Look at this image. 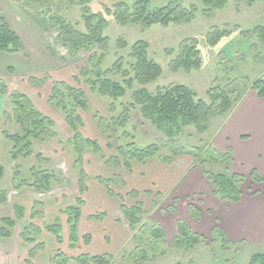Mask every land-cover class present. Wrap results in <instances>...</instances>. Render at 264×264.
I'll use <instances>...</instances> for the list:
<instances>
[{
    "label": "rangeland",
    "instance_id": "374dc122",
    "mask_svg": "<svg viewBox=\"0 0 264 264\" xmlns=\"http://www.w3.org/2000/svg\"><path fill=\"white\" fill-rule=\"evenodd\" d=\"M118 1L121 0H0V16H4L14 30L25 35H23V39L28 48L25 46L26 51L16 54L18 56L22 54L27 62L33 61L36 67L40 63L44 64L45 67L46 64L42 61H49L50 65L47 64L49 67L40 69L45 70V72H41L39 77L44 78L43 76H45V82H49L50 86H53L56 81H61L68 86L84 91L90 108L88 112L78 110L84 120L83 126H80L78 130L85 137L99 142L101 148V154L98 155L101 158H95L91 153L92 149L88 146L81 141L76 144L73 140L76 131L67 124L66 112L58 104L61 102L54 101L56 106H52L49 102L51 91L50 89L47 90L45 96H41L37 101V108L53 120L55 125L52 129L56 131L57 136L45 141L31 138L34 153L28 157H19L15 169H20L23 176L31 178V167L36 165V171L40 170V166L50 167L55 169L59 175L57 176L58 181L53 182V188L50 191L37 195L38 200H40L36 201L40 203L37 209L43 211V217L36 220L35 218L18 220L19 223L17 222L13 233L22 232L31 223L41 227L40 233L37 234L36 230H31V235L36 237L39 243H44L45 246L48 242L50 259L56 257L58 251L61 250L62 254L69 258H77L85 253L91 255L107 254L111 256L109 258L110 264H252L253 255L264 253L263 245L259 243H234L228 241V238L219 231H213V233L198 232V230L190 227L186 221L179 220L178 216L175 217L176 214L171 209L172 207H168L170 215L167 212L165 215V211L162 212L164 218H172L168 220L170 222L166 226H163L161 221L157 219L160 210L165 207L163 202L156 205L152 213L145 211L146 213L141 214V222L132 227L122 210V203L131 208L139 203V196H120L121 204L114 215L118 221L114 220L122 223L124 228L118 235H114L115 244L108 249H100V253L90 252L89 248L85 246L84 235H82L80 242L72 245L69 218L64 211L69 205H74L76 198L80 195L79 168L75 165V159L80 154L77 152L79 148L84 156L82 167L84 166L88 173V179L85 181L86 191L89 189L88 180L90 177L91 181L103 177L112 179L111 188L115 194L126 192V187L122 186L124 184L121 181L123 178L126 183L124 174L127 168L125 166L109 167L105 161L108 158L118 156L117 149L119 147L128 149L127 145L130 143H135L138 147L157 144L160 154L168 156H172L174 152L201 156L210 144L215 150L214 155L217 156V159L207 160L210 163L213 161L211 164L213 172H232V170L228 171L227 169L231 165L228 163L224 165L222 162H234L232 150L219 152L214 146L216 133L222 127L224 117L230 114L232 109L224 115L211 117L207 123V131L203 134H200L196 127L190 126L184 130L183 134L171 138L146 120L139 108L136 107L130 110V120L125 128L119 127L115 130L110 127L111 125L103 122V125L108 129L106 133H103L98 118L109 120L113 116L121 115L124 108L132 103L133 90L142 86L136 84L133 90L129 89L127 95L119 99L101 96L92 91L85 82L90 75L85 76V78L81 76V71L89 65L91 50L88 52L81 50L77 54H72L70 49L59 41V30L51 25L50 18L53 15H60L78 25L82 31H86L84 9L88 7L90 14L96 16L93 19L94 23H103V33L110 39L108 51L105 52L106 56L101 65L104 70L111 69L114 63L119 60L123 62L124 69L129 68V64L134 61L130 56L131 47L139 40L147 41L150 45V58L157 61L163 68V74L156 81L144 86L151 92H156L160 87L182 84L197 92L198 99L202 98L210 102L209 91L221 88L231 92V98L235 104L237 99L252 90L254 80L264 74V43L257 35L251 33L255 27L264 25V3L261 0L252 5L238 0H227L222 8L212 9L209 15L204 14L203 10L207 7L204 0H152V6L157 8L175 1L183 7L194 5L199 12L194 20L186 24L169 23L164 25L157 22L148 27H145L141 22L122 24L117 21L112 13L117 10L115 5ZM134 2L131 0L127 3L130 11H134ZM216 31L224 32L225 35L221 36L216 44L211 45L208 36ZM119 40L125 41L128 46L122 47L118 43ZM186 41L197 42L201 66L189 71L184 69L174 71L171 69V61L178 57L181 46ZM101 52L102 50L99 51V53ZM46 70L50 73H46ZM3 72L7 78L20 82L21 75L13 67L12 69L10 66L4 67ZM109 76L113 79L123 80L122 74L113 71ZM30 77L33 75H26L24 82H30ZM91 77L96 78L95 75H91ZM62 92L67 96L66 100L70 98L67 100L69 108L72 109L73 106H76L75 112L78 109V102L72 96L74 93L68 91L66 87H62ZM70 94H72L71 97ZM238 103L236 102V104ZM24 124L28 123L25 121ZM5 129L11 133H24V128L19 122L7 123ZM77 147L78 149H76ZM39 154H42L44 158H38ZM215 162L216 164H214ZM0 164L5 165L4 161ZM237 171L234 173H239ZM239 174L246 177L245 182L241 185L243 192L252 193L260 188L250 174L245 175L242 171ZM98 181L102 187L107 189V184L101 182L100 179ZM28 188L38 192L35 187ZM0 190L6 191L8 196L10 195L8 189ZM213 192H215V187ZM11 196L9 206L15 202V194L11 193ZM56 197L59 199L58 202H54ZM49 199L53 203V209L46 218L45 204ZM152 206L148 200L147 208L151 209ZM142 207L144 208V203H142ZM157 208L159 210H156ZM30 211H27V216H29ZM96 213L104 212L101 210ZM16 216V211H14L13 217ZM55 222H59L63 229V241L58 243V246L55 244L56 236L52 234L54 237L51 238L50 232L44 229L45 224ZM180 225H185L188 228L187 235L181 234ZM194 233L202 235L198 237L197 242L193 238L196 235ZM118 237L119 241L117 242ZM49 239L54 240V243ZM28 258L25 260L26 264H28ZM70 263L78 264L74 261ZM31 264H33V260Z\"/></svg>",
    "mask_w": 264,
    "mask_h": 264
},
{
    "label": "trees",
    "instance_id": "16d2710c",
    "mask_svg": "<svg viewBox=\"0 0 264 264\" xmlns=\"http://www.w3.org/2000/svg\"><path fill=\"white\" fill-rule=\"evenodd\" d=\"M128 1L121 0L115 5L117 9L112 13L117 21L122 24L130 22H141L145 27L152 25L153 23L160 22L164 25L169 23L186 24L194 20L196 14L199 12L198 8L194 5L190 7H183L180 3L175 1L169 2L167 5L161 8L152 6V0H133L134 11H130L127 5ZM207 4L204 9V14L209 15L212 9L222 8L227 0H204ZM246 2L250 5L259 0H238ZM264 3V0H261ZM84 20L86 31H82L78 28V25L66 20L60 15H53L50 18L51 25L59 30L58 39L64 45H66L72 54H77L81 50L90 51L89 65L81 71V76L90 75L85 80L86 84L90 86L91 90L101 96L110 97L112 99H119L127 95L128 90H133L136 84L142 87L134 89L132 93V103L124 108V112L117 116L111 117V119L98 118L99 126L103 133L107 132V127L103 125L109 124L110 127L117 130L119 127L125 128L130 120V110L139 108L142 116L150 121L160 132L164 133L168 137L175 138L183 134L187 127L194 126L200 134L207 131V123L213 116H220L230 111L236 104L240 102V99L234 104L231 98V92L226 89L216 88L210 90L208 95L210 102L205 101L202 98H197V92L191 88L182 85L174 84L169 87H160L156 92H151L144 86L156 81L162 74V66L150 58L149 48L150 45L147 41L139 40L131 47L130 56L134 59L130 63L129 68H123V62L121 60L114 63L111 69L104 70L101 65L105 59L106 53L109 48V37H106L103 33V23H94L95 15L90 14V9H84ZM251 33L257 35L259 39L264 43V25L255 27ZM225 35L224 32H212L208 36V41L211 45L218 42L221 36ZM122 47L126 48L128 44L125 41L119 40L118 42ZM102 50L101 53L99 51ZM26 51L24 41L20 34L14 30V28L8 23L4 16H0V54L1 53H23ZM201 66V57L199 50L197 49L196 41H186L181 46V52L178 57L171 61V69L177 71L179 69L191 70L193 68H199ZM122 74L123 80L113 79L109 76L111 72ZM95 75L96 78L91 77ZM45 77L39 78L36 76L30 77L29 81L35 87H42L45 83ZM62 87H66L68 91L73 92L70 94L76 99L77 110L74 112L75 107L69 108V103L66 100V95L62 92ZM9 86L4 79H0V94H7L9 92ZM252 90H254L259 97H264V74L255 79L252 83ZM61 97V99H60ZM11 108L4 112L2 119L6 123L19 122L24 128V133H11L7 129L4 130V135L13 143V149L11 151V158L17 161L19 157H28L34 153L32 149L31 138H36L41 141H45L49 138L56 137L57 133L52 128L55 123L51 118L42 113L33 103L32 99L25 93L15 90L11 93ZM54 101H60L58 103L62 106L66 112L67 124L76 131L73 140L76 142H82L88 146L91 153L95 155L101 154V148L99 142L91 138L85 137L78 128L83 126L84 120L79 109L82 112L89 111V102L85 93L81 89H76L72 86H68L66 83L56 81L53 83L52 91L49 97V102L52 106H56ZM96 116H98L96 114ZM108 120V121H107ZM26 123L28 124H24ZM110 146V144H109ZM127 148L119 147L118 156L108 158L105 164L109 167L125 166L127 170L132 168V163L144 162L149 158L157 157L165 163H171L173 158L180 154H191L185 152H174L172 156L160 154V150L157 144H150L145 147H138L135 143H130ZM78 149V147L76 148ZM75 149V150H76ZM215 150L209 144L206 151L202 152L201 156H194L198 164H204L209 159H217V156L213 153ZM80 154L75 159V165L79 168V191L80 195L76 198L74 205H69L65 209V213L68 214V222L70 224V241L72 245L77 244L81 240L79 231V223L82 216V206L85 201L83 198L86 192L87 186L85 181L88 179V173L84 166L82 167L84 156L82 150L79 148ZM192 155V154H191ZM38 158H44L42 154L37 156ZM103 157V155H102ZM48 160V159H47ZM33 166L31 168V178H27L21 174V171L16 170L13 180L12 188L20 190L24 187H35L38 192H48L53 188V182L58 181L59 176L55 169L50 167L40 166V170ZM5 168L0 164V178L4 176ZM208 180L215 187V194L222 200L230 202H238L244 195L241 185L245 182L246 177L239 173H214L206 172ZM61 175V174H60ZM254 182L264 181V177L260 176L256 171L251 173ZM57 177V178H56ZM122 178V177H121ZM101 182L108 185L107 190L111 195H116L111 188V180L99 177ZM36 182L34 183V181ZM125 184L122 178L121 183ZM129 196H140L139 192L132 190ZM8 200L7 192L0 190V204L5 203ZM39 202H36L32 211V218L42 216L43 211L37 209ZM122 210L126 214L129 224L133 227L137 223L141 222V214L143 215L145 209L142 207V202L139 201L131 208L126 207L125 203H122ZM15 211L17 216H5L0 220V238H8L13 234V228L17 226L18 220L23 219L25 215V209L22 206L16 205ZM105 213L93 214L90 218L95 220H102ZM44 229L56 236L58 243H62V225L59 222L49 223L44 225ZM182 235L188 234V228L185 225L179 227ZM31 230H36L37 234L42 231L41 227H38L34 223L29 224L24 228L21 233L22 238L32 245L29 252L28 264L32 263V260L40 251L44 248V243H39L37 238L31 235ZM196 234V233H194ZM202 235L196 234L195 241L199 240L198 237ZM179 237V236H176ZM91 234H85L83 240L86 244L91 242ZM111 256L107 254H82L77 258H69L62 254L59 250L56 257L51 258L53 264H72L74 261L78 264H110ZM252 264H264V253H257L252 257Z\"/></svg>",
    "mask_w": 264,
    "mask_h": 264
},
{
    "label": "crops",
    "instance_id": "0c3cea01",
    "mask_svg": "<svg viewBox=\"0 0 264 264\" xmlns=\"http://www.w3.org/2000/svg\"><path fill=\"white\" fill-rule=\"evenodd\" d=\"M17 32L23 39L24 34ZM24 45L28 48L25 41ZM42 62L46 64L45 67H49V61ZM9 66L10 69L13 67L14 70H18L21 75L20 82L11 80L3 74L4 67ZM45 67L41 63L38 67L34 66L33 61L27 62L22 54L21 56L16 53L0 54V79H4L10 89L7 94H0V163L4 161L5 164L3 166L4 176L0 178V189H8L7 191L10 192V195H7L8 200L0 204V220L5 216L13 217L16 205L25 209V215L21 221L26 218L32 219L34 203L40 201L37 195L43 194V192H34L28 187L20 190L12 188V180L18 170L15 168L19 160L14 161L11 158L12 142L4 135L7 123L2 117L4 112L11 107L13 91L19 90L27 94L36 107L41 96H45V92L49 89L52 91L53 86H50L49 82H45L40 88L35 87L28 80V83L24 82L26 75L41 76L40 73L45 70L40 69ZM46 73L50 71L46 70ZM214 146L219 152L232 150L234 162L222 161L224 165L226 163L231 165L230 168L227 167L228 171L238 170L237 172L242 171L245 175H251L253 171H256L264 177V97H259L254 90L242 96L240 102L232 108V112L224 117L222 127L216 133ZM93 156L101 158L95 154ZM211 164L213 161L198 164L193 155L183 153L174 157L171 163H165L157 157L149 158L144 162L134 161L132 168L124 174L126 177L124 178L126 183L122 185L126 187V192L122 193L124 195L120 194L121 192L111 195L107 189L102 187L98 179L91 181L90 177L89 189L83 195L85 203L82 206L79 223L80 235L91 234L92 236L91 242L85 246L90 252L100 253V249H108L115 244L114 235H118L124 227L122 223L117 222L118 219L114 215L121 204L120 196H129L132 190L139 192L145 211L152 213L156 205L163 202L165 207L160 210L157 218L163 226H166L170 222L168 220L172 218H164L162 212L165 211V215L166 212L170 215L168 207H172L171 209L176 214L175 217L178 216L179 220L186 221L198 232L219 231L228 238V241L245 244L259 243L264 246V181L256 183L260 188L255 192H244L238 202L222 200L213 192L214 186L206 174V172H213ZM11 193L15 194V202L9 206ZM58 200L56 197L54 202ZM148 200L153 205L151 209L147 208ZM52 209L53 203L49 199L45 204L46 218ZM28 210H31L29 216H27ZM101 210L105 213L102 220L90 218L92 214ZM42 217L37 216L35 220ZM21 233V231L15 232L11 237L0 238V264H26L25 260L29 256L32 245L22 238ZM49 236L54 237L52 233ZM116 240L118 242L119 237ZM55 244L58 246L56 238ZM33 264H53L50 259L48 242L43 249L38 251Z\"/></svg>",
    "mask_w": 264,
    "mask_h": 264
}]
</instances>
